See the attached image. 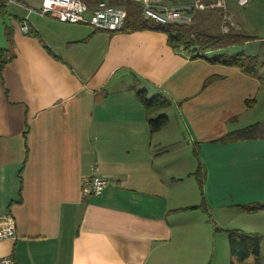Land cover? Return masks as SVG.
<instances>
[{"label": "crops", "instance_id": "crops-1", "mask_svg": "<svg viewBox=\"0 0 264 264\" xmlns=\"http://www.w3.org/2000/svg\"><path fill=\"white\" fill-rule=\"evenodd\" d=\"M3 1L0 217H13L17 237L0 242V257L16 264H232L229 227L261 234L263 251L264 230L230 220L228 210L236 209L221 195L236 163L241 191L263 182L264 136L222 138L253 123L264 75L176 49L160 29L108 31L31 13L25 31L27 9ZM21 1L39 8L43 0ZM106 1L140 10L139 0ZM243 8L237 29L252 37L243 44L264 47V0ZM137 89L171 101L160 111L168 122L155 132ZM199 164L202 187L191 174ZM95 174L109 184L85 195L83 179Z\"/></svg>", "mask_w": 264, "mask_h": 264}, {"label": "trees", "instance_id": "trees-1", "mask_svg": "<svg viewBox=\"0 0 264 264\" xmlns=\"http://www.w3.org/2000/svg\"><path fill=\"white\" fill-rule=\"evenodd\" d=\"M88 5L95 0H85ZM4 1L0 0V6H3ZM91 6V5H90ZM142 28H154L163 30L167 34L168 42L176 49H183L193 56L205 57L213 63L239 67L248 75L261 78L264 75V47L261 52L247 54L242 50L230 51L246 40L252 38L250 35L244 34L242 31L231 28L226 32L219 34H208L203 29L197 26L185 23H159L153 19H145L142 17L139 9L133 8L128 10L124 26L120 30H136ZM3 50L0 49L1 67L4 64ZM211 80L209 77L205 84ZM137 95L142 102L144 109L147 112L149 127L151 132H155L162 128L169 120L167 114L160 112L170 106V99L163 94L148 96L143 89H137ZM247 106L251 107L254 104V99L246 100ZM158 113L156 117L153 114ZM259 123H253L225 135L222 139L225 141H233L246 138L263 137L264 132L254 133V128H257ZM198 180L200 187L203 184L204 172L199 164L197 169L191 173ZM200 206H203L202 204ZM261 207L259 204H245L242 209L245 211L257 210ZM231 245V251L236 257V261L232 264H240L248 257L253 256L252 264H262L261 251V235L254 232H246L238 228L225 229Z\"/></svg>", "mask_w": 264, "mask_h": 264}, {"label": "built area", "instance_id": "built-area-1", "mask_svg": "<svg viewBox=\"0 0 264 264\" xmlns=\"http://www.w3.org/2000/svg\"><path fill=\"white\" fill-rule=\"evenodd\" d=\"M5 1L27 9L24 23L21 26L25 31L28 30L27 21L31 13L39 15L49 13L64 22H86L97 29L108 31L122 29L128 13L124 6L114 5L106 0H96L92 7L85 0H43L39 8L29 7L21 0ZM235 1L239 6L244 7L251 0ZM139 2L143 18L153 19L163 24L174 22L190 24L199 11L218 9L227 12L228 6V0H139ZM108 184L109 180L103 175L87 176L83 179L82 191L85 195H98ZM16 237L13 217L9 214L1 216L0 242L6 239H16ZM0 264H16V262L12 256L5 255L0 257Z\"/></svg>", "mask_w": 264, "mask_h": 264}, {"label": "rangeland", "instance_id": "rangeland-1", "mask_svg": "<svg viewBox=\"0 0 264 264\" xmlns=\"http://www.w3.org/2000/svg\"><path fill=\"white\" fill-rule=\"evenodd\" d=\"M132 3H134L136 6H139L135 2ZM243 9L244 8L239 6L235 0H228L227 12L216 9L210 11H200L195 14L193 22H191L190 24L197 26L199 29H203L208 34H219L222 32H226L227 29L229 30L231 28L237 29L238 11L239 10L242 11ZM224 13H226L227 15H225ZM260 36H264V35L260 34ZM0 40H1V35H0ZM253 46L256 47L260 46L263 50V46H261L259 43L246 44V45L241 43L235 47H232L229 50L230 51L242 50L247 54H253L255 52L252 51ZM251 120L252 121L250 122L259 123V126L257 128H254L253 130L254 133L264 132V87L262 88L259 95V103L257 104L256 108L252 110ZM219 145L222 146L221 144ZM202 154L204 156L208 154L207 146H202ZM238 174H239L238 165L236 163L235 167H233V169H231L230 173L228 174V176L230 175L232 178L230 177L229 180L227 178L228 184H226V186L223 187L224 193L221 195L222 200H227V203L229 204L230 208L236 209L234 212L228 210V212L230 213L229 219L233 221H238L239 222L238 224H247L254 228H260V229L262 228V230H264V147H263V171H262L263 182L261 183V186L257 188L258 190L255 191L247 190L246 192H244V190L241 191L240 190L241 187L238 185V181H241V177ZM212 191L213 190L211 188V192ZM208 194L211 198H214V196H216L213 195V193H210V191L208 192ZM226 197H228V199H225ZM245 204H259L261 205V207L257 210L245 211L244 209L241 208L242 205ZM246 232H251V231H246ZM262 232L264 233V231ZM262 256L264 259V248L262 251Z\"/></svg>", "mask_w": 264, "mask_h": 264}]
</instances>
